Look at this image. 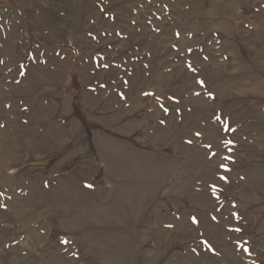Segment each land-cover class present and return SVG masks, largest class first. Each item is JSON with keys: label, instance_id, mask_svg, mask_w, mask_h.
I'll return each instance as SVG.
<instances>
[{"label": "rangeland", "instance_id": "rangeland-1", "mask_svg": "<svg viewBox=\"0 0 264 264\" xmlns=\"http://www.w3.org/2000/svg\"><path fill=\"white\" fill-rule=\"evenodd\" d=\"M0 264H264V0H0Z\"/></svg>", "mask_w": 264, "mask_h": 264}, {"label": "trees", "instance_id": "trees-1", "mask_svg": "<svg viewBox=\"0 0 264 264\" xmlns=\"http://www.w3.org/2000/svg\"><path fill=\"white\" fill-rule=\"evenodd\" d=\"M69 45L72 46V42H69Z\"/></svg>", "mask_w": 264, "mask_h": 264}]
</instances>
